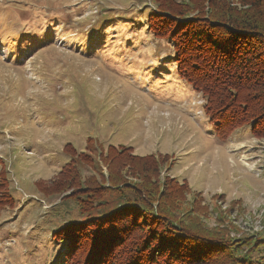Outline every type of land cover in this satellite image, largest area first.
Returning <instances> with one entry per match:
<instances>
[{"label":"rangeland","instance_id":"374dc122","mask_svg":"<svg viewBox=\"0 0 264 264\" xmlns=\"http://www.w3.org/2000/svg\"><path fill=\"white\" fill-rule=\"evenodd\" d=\"M146 7L0 0V168L18 199L0 214V236L11 232L0 238V264H58L50 231L72 203L64 208L35 182L52 181L69 160L65 143L84 150L88 140L165 154L160 181L185 178L200 191L198 218L209 227L264 231V144L248 125L227 141L215 136L204 97L175 71L171 43L147 31ZM80 171L96 175L88 165Z\"/></svg>","mask_w":264,"mask_h":264},{"label":"trees","instance_id":"16d2710c","mask_svg":"<svg viewBox=\"0 0 264 264\" xmlns=\"http://www.w3.org/2000/svg\"><path fill=\"white\" fill-rule=\"evenodd\" d=\"M143 2L147 31L171 43L175 71L204 97L215 136L227 141L248 125L264 144V0ZM63 151L70 158L52 181L35 182L64 208L72 203L50 231L58 264H264V231L229 236L209 227L198 218L206 213L200 191L185 178L160 181L165 154L90 140L84 150L65 143ZM82 165L96 175L81 177ZM17 201L0 168V214Z\"/></svg>","mask_w":264,"mask_h":264}]
</instances>
